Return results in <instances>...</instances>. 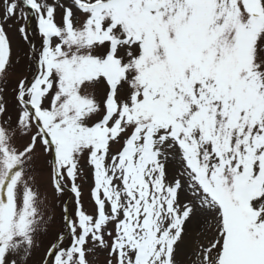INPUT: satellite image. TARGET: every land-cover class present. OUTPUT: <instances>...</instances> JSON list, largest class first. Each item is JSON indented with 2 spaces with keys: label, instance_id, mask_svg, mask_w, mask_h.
Returning a JSON list of instances; mask_svg holds the SVG:
<instances>
[{
  "label": "snow or ice",
  "instance_id": "snow-or-ice-1",
  "mask_svg": "<svg viewBox=\"0 0 264 264\" xmlns=\"http://www.w3.org/2000/svg\"><path fill=\"white\" fill-rule=\"evenodd\" d=\"M0 264H264V0H0Z\"/></svg>",
  "mask_w": 264,
  "mask_h": 264
},
{
  "label": "rangeland",
  "instance_id": "rangeland-1",
  "mask_svg": "<svg viewBox=\"0 0 264 264\" xmlns=\"http://www.w3.org/2000/svg\"><path fill=\"white\" fill-rule=\"evenodd\" d=\"M37 167H39V161L37 162ZM84 199H85V202H87V199H88L87 185H85V188H84Z\"/></svg>",
  "mask_w": 264,
  "mask_h": 264
}]
</instances>
